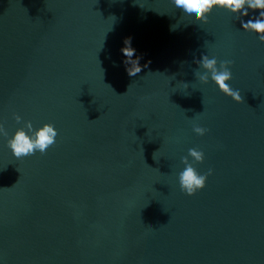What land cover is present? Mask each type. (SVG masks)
Listing matches in <instances>:
<instances>
[{
	"label": "water",
	"instance_id": "1",
	"mask_svg": "<svg viewBox=\"0 0 264 264\" xmlns=\"http://www.w3.org/2000/svg\"><path fill=\"white\" fill-rule=\"evenodd\" d=\"M258 14L0 0V264H264V44L240 23ZM202 55L232 62L242 103L199 82ZM28 122L56 142L17 159L7 140ZM183 157L212 171L193 196Z\"/></svg>",
	"mask_w": 264,
	"mask_h": 264
},
{
	"label": "clouds",
	"instance_id": "2",
	"mask_svg": "<svg viewBox=\"0 0 264 264\" xmlns=\"http://www.w3.org/2000/svg\"><path fill=\"white\" fill-rule=\"evenodd\" d=\"M172 3L177 9L188 16L194 15L193 23H208V16L215 9L225 10L235 16L248 17L249 12H258V16H254L245 22L241 19V27L245 32H251L258 36L260 43L264 44V0H172ZM125 47L121 52L127 59L124 64L127 65L126 71L130 77H134L142 71L139 64L140 57L132 59L135 55V49L131 47V38L124 41ZM197 66L203 69L202 73H194L201 84H207L209 79L218 87L219 91L225 96L231 98L235 103L243 102L241 93L238 90H233L229 86V81L232 79V72L230 70L232 62H219L215 57L209 58L208 55H202L198 61H195ZM17 123H20L21 117H14ZM27 132L22 128L18 129L12 138L7 140V146L11 150L12 155L17 158L35 155L39 152L41 155L45 154L55 142L58 132L54 125L44 124L38 130H33L31 122L25 124ZM193 131L203 136L206 129L200 126H195ZM0 135L5 138L8 137L7 131L3 125L0 124ZM188 156L196 163H202L204 160V153L197 149H189ZM182 163L185 168L179 173V185L182 192L188 196L195 195L206 186L208 176L212 175L209 170L206 174H199L191 163L188 157L182 158Z\"/></svg>",
	"mask_w": 264,
	"mask_h": 264
}]
</instances>
